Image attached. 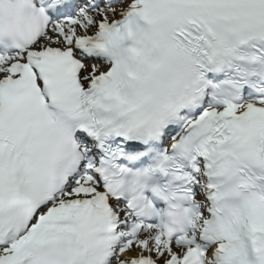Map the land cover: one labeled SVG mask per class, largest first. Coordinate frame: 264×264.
Masks as SVG:
<instances>
[{
	"label": "snow or ice",
	"instance_id": "6c2138e0",
	"mask_svg": "<svg viewBox=\"0 0 264 264\" xmlns=\"http://www.w3.org/2000/svg\"><path fill=\"white\" fill-rule=\"evenodd\" d=\"M0 264H264V0H0Z\"/></svg>",
	"mask_w": 264,
	"mask_h": 264
}]
</instances>
